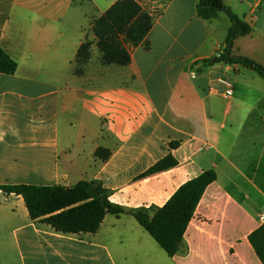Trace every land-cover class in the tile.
<instances>
[{
	"label": "crops",
	"instance_id": "crops-1",
	"mask_svg": "<svg viewBox=\"0 0 264 264\" xmlns=\"http://www.w3.org/2000/svg\"><path fill=\"white\" fill-rule=\"evenodd\" d=\"M117 1L0 0V45L18 65L0 73V184L99 181L135 210L163 207L205 171L217 180L173 257L131 214L107 215L95 234H62L0 190V264H263L249 237L264 223V79L214 63L229 15L203 18L202 0H137L153 26L127 44L131 64L71 74L92 23ZM223 2L252 28L232 54L264 65V0ZM220 79L234 85L230 100ZM168 154L175 167L139 178Z\"/></svg>",
	"mask_w": 264,
	"mask_h": 264
},
{
	"label": "trees",
	"instance_id": "trees-1",
	"mask_svg": "<svg viewBox=\"0 0 264 264\" xmlns=\"http://www.w3.org/2000/svg\"><path fill=\"white\" fill-rule=\"evenodd\" d=\"M222 11L229 15L232 26L222 56L214 59L229 65L238 64L251 68L264 79V65L232 54L235 40L250 35L252 28L234 14L223 0H202L199 7V14L205 19L217 18ZM152 26V17L143 11L137 0H118L92 23L72 63L73 74L79 78L84 77L92 63L103 67L129 66L132 57L127 44L140 43ZM203 63L212 65L213 59ZM17 67V62L0 45V73L13 75ZM178 146L179 142L170 144L171 148ZM111 155L112 152L107 149L100 148L97 151V157L103 161L108 160ZM177 164V160L168 154L139 178L169 170ZM216 180L217 173L214 170L205 171L182 185L163 207L135 210L112 203L109 191L99 181H80L70 187L0 184V190L8 195L21 196L32 220H40L62 234H95L107 215L120 217L131 214L167 255L173 257L180 250L189 223L207 187ZM249 240L264 264V223L250 235Z\"/></svg>",
	"mask_w": 264,
	"mask_h": 264
},
{
	"label": "built area",
	"instance_id": "built-area-1",
	"mask_svg": "<svg viewBox=\"0 0 264 264\" xmlns=\"http://www.w3.org/2000/svg\"><path fill=\"white\" fill-rule=\"evenodd\" d=\"M223 52H219L217 57L220 58ZM219 83L225 87V91L223 92V98L226 100H230L234 95V85L228 79H220ZM262 221L264 222V214L261 216Z\"/></svg>",
	"mask_w": 264,
	"mask_h": 264
},
{
	"label": "rangeland",
	"instance_id": "rangeland-1",
	"mask_svg": "<svg viewBox=\"0 0 264 264\" xmlns=\"http://www.w3.org/2000/svg\"><path fill=\"white\" fill-rule=\"evenodd\" d=\"M259 26L263 25L262 27H264V5L261 9H259ZM95 53H97L96 49H95ZM71 74H73V71L71 69Z\"/></svg>",
	"mask_w": 264,
	"mask_h": 264
},
{
	"label": "water",
	"instance_id": "water-1",
	"mask_svg": "<svg viewBox=\"0 0 264 264\" xmlns=\"http://www.w3.org/2000/svg\"><path fill=\"white\" fill-rule=\"evenodd\" d=\"M217 62H218V60H217V59H215V60H214V63H217Z\"/></svg>",
	"mask_w": 264,
	"mask_h": 264
}]
</instances>
